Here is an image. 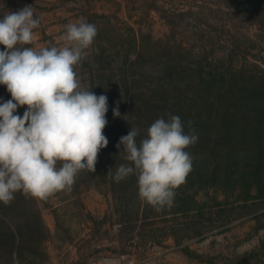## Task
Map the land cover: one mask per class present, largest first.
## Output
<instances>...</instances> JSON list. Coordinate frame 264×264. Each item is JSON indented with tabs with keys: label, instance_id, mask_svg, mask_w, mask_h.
I'll use <instances>...</instances> for the list:
<instances>
[{
	"label": "rangeland",
	"instance_id": "374dc122",
	"mask_svg": "<svg viewBox=\"0 0 264 264\" xmlns=\"http://www.w3.org/2000/svg\"><path fill=\"white\" fill-rule=\"evenodd\" d=\"M0 5L32 6L40 27L27 47L59 46L65 25L81 18L94 24L75 70L84 88L108 98V145L95 173L80 171L71 192L46 201L17 192L2 209L20 238L0 237V264H264V0ZM10 99L0 85V103ZM170 115L198 139L185 149L193 160L186 182L157 211L140 200L136 175L117 183L107 173L128 163L116 145L131 127L139 144Z\"/></svg>",
	"mask_w": 264,
	"mask_h": 264
},
{
	"label": "clouds",
	"instance_id": "9594fccd",
	"mask_svg": "<svg viewBox=\"0 0 264 264\" xmlns=\"http://www.w3.org/2000/svg\"><path fill=\"white\" fill-rule=\"evenodd\" d=\"M0 12V45L5 49L0 51V85L11 95L0 103V202L9 205L17 192L46 201L58 192H71L80 171L95 173L98 154L108 145L103 134L108 98L84 88L75 70L97 28L81 18L65 25L59 46L27 47L40 27L32 6ZM25 105L22 117L15 114ZM119 116L117 106L113 117ZM138 134L131 127L120 138L116 147L128 163L114 174L110 168L107 175L117 183L136 175L142 202L157 211L171 207L175 190L192 171L185 149L198 138L185 133L175 115L152 123L139 144Z\"/></svg>",
	"mask_w": 264,
	"mask_h": 264
},
{
	"label": "trees",
	"instance_id": "16d2710c",
	"mask_svg": "<svg viewBox=\"0 0 264 264\" xmlns=\"http://www.w3.org/2000/svg\"><path fill=\"white\" fill-rule=\"evenodd\" d=\"M13 203H14V199L9 205H4L2 202H0V213H1L0 214V223H1L2 227H6L3 229H0V230H2L0 237L15 240L17 238H20V234L17 230L18 226L15 225V227H11L12 226L11 223L14 220V218L10 217V215L8 214L10 212L2 209V207L6 208V207H10V206L14 205Z\"/></svg>",
	"mask_w": 264,
	"mask_h": 264
},
{
	"label": "built area",
	"instance_id": "2783aa9c",
	"mask_svg": "<svg viewBox=\"0 0 264 264\" xmlns=\"http://www.w3.org/2000/svg\"><path fill=\"white\" fill-rule=\"evenodd\" d=\"M93 264H116V261L109 258H104L99 262H94Z\"/></svg>",
	"mask_w": 264,
	"mask_h": 264
}]
</instances>
